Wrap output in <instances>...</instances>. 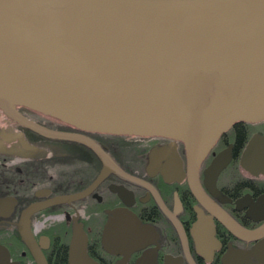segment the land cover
<instances>
[{"label": "water", "instance_id": "water-1", "mask_svg": "<svg viewBox=\"0 0 264 264\" xmlns=\"http://www.w3.org/2000/svg\"><path fill=\"white\" fill-rule=\"evenodd\" d=\"M18 106L87 132L182 142L201 202L252 235L203 193L197 169L234 124L264 121V0H0V107L95 149L27 124ZM231 157L207 169L210 189ZM240 172L264 179V136L248 142Z\"/></svg>", "mask_w": 264, "mask_h": 264}, {"label": "flooded vegetation", "instance_id": "flooded-vegetation-1", "mask_svg": "<svg viewBox=\"0 0 264 264\" xmlns=\"http://www.w3.org/2000/svg\"><path fill=\"white\" fill-rule=\"evenodd\" d=\"M16 112L96 150L0 107V264H264V179L240 172L264 121L234 124L197 169L203 193L252 234L240 237L192 188L182 142L87 132L23 106ZM229 148L231 161L210 189L206 171ZM35 205L42 208L28 214Z\"/></svg>", "mask_w": 264, "mask_h": 264}]
</instances>
